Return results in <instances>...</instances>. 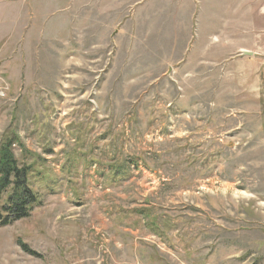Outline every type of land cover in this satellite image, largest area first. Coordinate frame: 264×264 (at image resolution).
Returning a JSON list of instances; mask_svg holds the SVG:
<instances>
[{
	"label": "rangeland",
	"instance_id": "1",
	"mask_svg": "<svg viewBox=\"0 0 264 264\" xmlns=\"http://www.w3.org/2000/svg\"><path fill=\"white\" fill-rule=\"evenodd\" d=\"M4 151L0 264H264V0H0Z\"/></svg>",
	"mask_w": 264,
	"mask_h": 264
},
{
	"label": "trees",
	"instance_id": "2",
	"mask_svg": "<svg viewBox=\"0 0 264 264\" xmlns=\"http://www.w3.org/2000/svg\"><path fill=\"white\" fill-rule=\"evenodd\" d=\"M30 167H20L9 151L0 154V227L12 225L29 216L37 195L28 185ZM7 194L2 203V197Z\"/></svg>",
	"mask_w": 264,
	"mask_h": 264
}]
</instances>
